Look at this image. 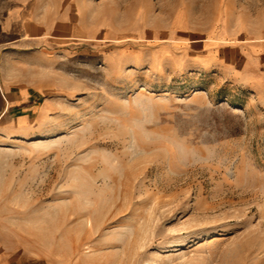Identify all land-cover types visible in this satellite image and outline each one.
<instances>
[{
    "label": "rangeland",
    "instance_id": "1",
    "mask_svg": "<svg viewBox=\"0 0 264 264\" xmlns=\"http://www.w3.org/2000/svg\"><path fill=\"white\" fill-rule=\"evenodd\" d=\"M87 3L119 41L18 55L51 104L0 121L2 232L49 264H264V0ZM224 35L243 78L168 66Z\"/></svg>",
    "mask_w": 264,
    "mask_h": 264
},
{
    "label": "crops",
    "instance_id": "2",
    "mask_svg": "<svg viewBox=\"0 0 264 264\" xmlns=\"http://www.w3.org/2000/svg\"><path fill=\"white\" fill-rule=\"evenodd\" d=\"M72 2L67 5L66 0H0V121L5 119L7 129H26L40 123L39 118L33 122L30 111L35 109L43 115L51 104L47 99L41 100L49 83L31 77L34 69L30 74L20 69L19 53L36 54L44 62L51 58L55 47L111 46L124 35L122 30L115 31L107 19L105 23L101 17L92 21L87 16V0ZM177 24L175 18L172 25ZM227 37L224 35L215 44H204L207 40L191 44L176 41L183 50L169 58L168 66L180 73L211 72L218 77L243 78L251 68L240 64L241 54L228 43L232 38ZM157 62L159 58L155 57L154 63ZM0 264H49V261L44 255L35 254L34 247H18L11 229L6 233L0 229Z\"/></svg>",
    "mask_w": 264,
    "mask_h": 264
}]
</instances>
